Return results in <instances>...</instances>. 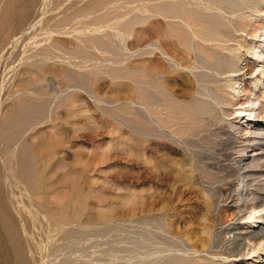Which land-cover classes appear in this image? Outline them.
Wrapping results in <instances>:
<instances>
[{
  "label": "rangeland",
  "instance_id": "rangeland-1",
  "mask_svg": "<svg viewBox=\"0 0 264 264\" xmlns=\"http://www.w3.org/2000/svg\"><path fill=\"white\" fill-rule=\"evenodd\" d=\"M252 5L0 0V264H219L235 91L264 87Z\"/></svg>",
  "mask_w": 264,
  "mask_h": 264
},
{
  "label": "bare ground",
  "instance_id": "bare-ground-1",
  "mask_svg": "<svg viewBox=\"0 0 264 264\" xmlns=\"http://www.w3.org/2000/svg\"><path fill=\"white\" fill-rule=\"evenodd\" d=\"M251 3L253 4L252 8L256 9V14L260 16L263 22L259 21V24H255L253 29L254 38L264 37V8L262 7V2L251 0ZM213 37L216 38V36ZM249 50L253 52L258 62L261 60L263 62L258 64L255 71L264 73V40L256 45L248 44L247 51ZM249 65L251 64H246L244 66L245 69L250 68ZM258 84L259 82H256L254 86L257 87ZM244 91V85L239 84L233 101V105H237L238 108L235 109L234 120L231 121V128L235 129V131L230 130L227 132L225 171H227L228 176L221 179L223 188L219 190L223 198L220 202L223 205L219 206V213H221L219 215V227L217 230L211 231V236L205 243L206 248L204 251L210 257H203V259L211 260L213 263L218 262L219 264H257V262L241 261L248 251L258 252L253 256L257 259L263 257L259 251H264V122L251 119L252 116L254 118L264 116L260 115L264 113V87L263 89H258L260 95L256 93L252 96L247 91ZM222 213L223 216H221ZM212 238L213 242L211 244ZM183 258L185 257L183 256Z\"/></svg>",
  "mask_w": 264,
  "mask_h": 264
}]
</instances>
